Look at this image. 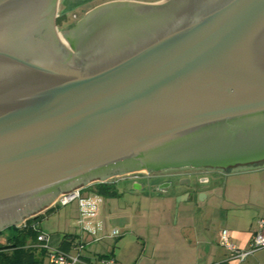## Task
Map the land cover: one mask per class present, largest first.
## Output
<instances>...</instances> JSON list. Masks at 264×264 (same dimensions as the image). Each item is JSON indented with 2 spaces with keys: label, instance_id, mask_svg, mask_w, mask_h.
<instances>
[{
  "label": "water",
  "instance_id": "obj_1",
  "mask_svg": "<svg viewBox=\"0 0 264 264\" xmlns=\"http://www.w3.org/2000/svg\"><path fill=\"white\" fill-rule=\"evenodd\" d=\"M58 4L0 0V231L94 181L264 161V0H110L67 33Z\"/></svg>",
  "mask_w": 264,
  "mask_h": 264
},
{
  "label": "rangeland",
  "instance_id": "obj_2",
  "mask_svg": "<svg viewBox=\"0 0 264 264\" xmlns=\"http://www.w3.org/2000/svg\"><path fill=\"white\" fill-rule=\"evenodd\" d=\"M106 1L110 0H59L57 30L61 32L63 28L72 26L86 12ZM60 36L62 33H59ZM182 170L187 172L188 168ZM153 173L155 172L150 174ZM206 177L209 178V182L205 184L204 191L209 193L212 189L211 184L215 181V194L218 195L215 201L218 203L226 196L230 197V194L236 196L235 199H238L236 202H240L241 199L240 203L250 201V198H264V161L228 167L219 174ZM160 181L161 179L150 177L142 170L113 176L101 182H91L82 186L79 198L66 205L59 204L53 212L46 215L39 227L46 230L67 229L75 231L78 235L85 230L96 237L117 243L116 253L122 255L126 262L129 261L128 264H192V249L188 241L184 240L186 232L170 223L171 218L175 220L177 216L172 192L185 184L182 183L183 179L175 178L173 187L168 188L166 193L159 197L149 187ZM97 183L113 184L118 195L108 197L98 194L95 191ZM163 186L164 183L158 187ZM58 196L59 194L49 207L57 204ZM197 200L206 201L200 195L197 196ZM178 201L179 198L175 197V203ZM157 223L160 226L156 227ZM13 227L15 226L9 228ZM115 229L118 230V234L113 236L112 232ZM9 234L8 232L0 234V243H5V238Z\"/></svg>",
  "mask_w": 264,
  "mask_h": 264
},
{
  "label": "crops",
  "instance_id": "obj_3",
  "mask_svg": "<svg viewBox=\"0 0 264 264\" xmlns=\"http://www.w3.org/2000/svg\"><path fill=\"white\" fill-rule=\"evenodd\" d=\"M177 178L183 179L182 183L185 185L177 187V190L172 192L173 205L177 207V216L175 220L171 218L170 223L186 232L184 240L188 241L192 249V264H264V248L254 251L243 261H239L219 242L220 230L227 229L231 242L240 249H247L257 230V221L264 218V198H250V201L240 203L241 199L240 202H236L238 201L235 199L236 196L230 194V197L226 196L221 203H218L215 201L218 195L215 194L216 188L213 184H211L212 189L209 193L204 191V186L208 183L207 177L202 180L203 185L200 186L194 180L186 181L185 178H189L186 174H181ZM156 186V184H151L149 189ZM155 190L159 193L154 192ZM154 191L152 192L159 197L162 196L160 189H154ZM201 192H206L204 198L208 203L197 200ZM175 197L179 198L176 203ZM155 225L160 226L158 223ZM39 229L46 235L47 245L50 248H59L65 234L73 235L75 238L70 243L71 247L68 252L75 254L77 252L75 245L82 244L84 247L80 254L87 264H100V260L107 256L114 257L118 264L129 262L116 253L117 243L96 237L85 230L78 235L75 231L67 229L46 230L40 227ZM43 264H48V257Z\"/></svg>",
  "mask_w": 264,
  "mask_h": 264
},
{
  "label": "trees",
  "instance_id": "obj_4",
  "mask_svg": "<svg viewBox=\"0 0 264 264\" xmlns=\"http://www.w3.org/2000/svg\"><path fill=\"white\" fill-rule=\"evenodd\" d=\"M95 191L103 196L116 197L118 195L113 184L97 183ZM59 205L52 206L43 214L30 217L19 227L6 228L0 231L10 233L5 243H0V264H43L48 257V250L39 245L37 236L40 233L39 223L44 215L53 212ZM75 237L65 234L60 250L68 251ZM76 246V245H75Z\"/></svg>",
  "mask_w": 264,
  "mask_h": 264
},
{
  "label": "built area",
  "instance_id": "obj_5",
  "mask_svg": "<svg viewBox=\"0 0 264 264\" xmlns=\"http://www.w3.org/2000/svg\"><path fill=\"white\" fill-rule=\"evenodd\" d=\"M83 187H78L71 189L67 192H62L57 198V204L66 205L81 196V190ZM25 221L21 224L24 225ZM20 225V226H21ZM19 227V226H18ZM118 234V230L115 229L112 235ZM37 241L40 246L45 247L48 250V264H87L83 261L81 256V250L83 249L82 244L76 245V253H70L68 251L60 250L59 248H50L47 245V237L44 233H39L37 236ZM219 242L220 244L228 249L233 257L239 261H243L248 255L252 254L254 251L264 248V218L257 221V230L255 231L250 245L247 249L238 248L229 239L228 230L221 229L219 232ZM100 264H118L114 257L107 256L100 260Z\"/></svg>",
  "mask_w": 264,
  "mask_h": 264
},
{
  "label": "flooded vegetation",
  "instance_id": "obj_6",
  "mask_svg": "<svg viewBox=\"0 0 264 264\" xmlns=\"http://www.w3.org/2000/svg\"><path fill=\"white\" fill-rule=\"evenodd\" d=\"M131 1H133V0H131ZM75 23L72 24V26H69L67 28H63V30L61 32L62 33H67L68 31H70L74 27ZM55 25H56V18H55ZM222 171H224V170H221V169L216 170V169H209V168L206 169V170H204L202 168H195V169L194 168H188L187 172L183 171L182 169H168V170H163V171H160V172H157V173L155 172L153 174L149 173L148 175L150 177H155V178L161 179V181L156 184L157 186L155 188L151 189V191H154V189H158L159 188L158 186L160 184H162V183L167 185V183L170 182L171 185L168 188L173 187L174 179L177 178L178 176H180L181 174L188 175V177L191 180H194L200 186V185H203V181L202 180L205 179L207 175H216V174H219ZM208 182H209V178H208ZM212 184L214 185L215 181H213ZM168 188L163 187L162 189H160L161 194L166 193ZM154 192L159 193V191H156V190Z\"/></svg>",
  "mask_w": 264,
  "mask_h": 264
},
{
  "label": "bare ground",
  "instance_id": "obj_7",
  "mask_svg": "<svg viewBox=\"0 0 264 264\" xmlns=\"http://www.w3.org/2000/svg\"><path fill=\"white\" fill-rule=\"evenodd\" d=\"M61 42L66 45V39L64 38L63 34L60 36Z\"/></svg>",
  "mask_w": 264,
  "mask_h": 264
}]
</instances>
